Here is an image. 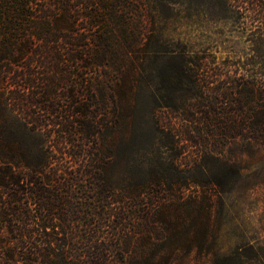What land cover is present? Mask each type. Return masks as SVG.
Here are the masks:
<instances>
[{
    "label": "trees",
    "instance_id": "trees-1",
    "mask_svg": "<svg viewBox=\"0 0 264 264\" xmlns=\"http://www.w3.org/2000/svg\"><path fill=\"white\" fill-rule=\"evenodd\" d=\"M176 1L0 0V264H171L207 249L212 197L185 191H223L239 168L214 155L190 179L178 154L264 147V0H189L248 32L245 57L219 63L163 47ZM160 81L191 98L165 103L189 108L183 139L162 121Z\"/></svg>",
    "mask_w": 264,
    "mask_h": 264
},
{
    "label": "rangeland",
    "instance_id": "rangeland-1",
    "mask_svg": "<svg viewBox=\"0 0 264 264\" xmlns=\"http://www.w3.org/2000/svg\"><path fill=\"white\" fill-rule=\"evenodd\" d=\"M158 27L164 36L163 47L181 54L187 61L214 57L219 63L226 58H243L248 53L245 40L248 32L241 30L238 23L222 16H210L206 10L194 8L189 0L171 3L168 13L161 15ZM159 94L164 125L173 126L176 137L183 139L185 133L189 134V125L193 126L189 122V108L173 112L165 103L179 104L186 99L188 103L191 99L188 91L171 94L160 81ZM190 129L196 134L192 127ZM238 144L224 146L221 153L215 150L201 155L199 148L189 146L178 154V159L188 163L182 168L189 167L185 171L189 178L192 175L199 179L207 177L214 155L228 158L239 168V173L229 179L223 191L193 186L185 191L189 194L190 189H194V194L207 193L212 197L207 249L199 253L195 247L187 255L177 254L172 257L171 264H214L216 257L226 259L234 255L244 264H264V147L242 148Z\"/></svg>",
    "mask_w": 264,
    "mask_h": 264
}]
</instances>
